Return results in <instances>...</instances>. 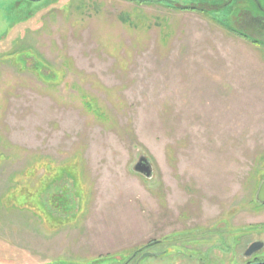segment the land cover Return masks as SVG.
<instances>
[{
  "label": "rangeland",
  "instance_id": "374dc122",
  "mask_svg": "<svg viewBox=\"0 0 264 264\" xmlns=\"http://www.w3.org/2000/svg\"><path fill=\"white\" fill-rule=\"evenodd\" d=\"M255 1L0 0V264H125L151 241L170 254L130 264L246 262L264 43L231 26Z\"/></svg>",
  "mask_w": 264,
  "mask_h": 264
},
{
  "label": "flooded vegetation",
  "instance_id": "af4514ba",
  "mask_svg": "<svg viewBox=\"0 0 264 264\" xmlns=\"http://www.w3.org/2000/svg\"><path fill=\"white\" fill-rule=\"evenodd\" d=\"M27 1H31L32 2V1H39V0H27ZM230 3H231V1L228 2V4H230ZM258 9H259V13H261V14L253 15V14H249L247 11H245L242 16H240L236 21H234L235 22L234 25L235 24L238 25V26H236L237 30L242 32L243 34H245L247 37H249V38H251V39H253L255 41H259V42L264 43V8L259 6ZM244 17H245L244 20L249 19V21L251 22V23L249 22V25L251 27H257V31H256L255 35H249V30L250 29L244 28L243 25H241V21H239V19L244 18ZM199 230L200 229H191V230L186 231V233H195V232H198ZM200 234H206V233L201 232ZM187 237L188 236L178 237L177 239L181 240V239H184V238H187ZM243 238H244L243 235L239 236L237 238L238 244H240V242L242 241ZM160 242L162 243L163 241H157V242L156 241H151L147 245H145L144 247L139 249V250H141L140 254L136 253L137 251L134 254L135 255L139 254V256L140 255L142 256L144 253H151V254H159L161 257L169 255L170 253L167 252V251H162V252H159V253H153L152 250L149 251L155 244H158ZM179 243L181 244L182 242H179ZM255 244H259V246H257L258 249L253 251L250 254H246L247 251L249 250V248L252 247ZM263 248H264V240L255 239L252 242L248 243L247 245L243 246V251H242V253L239 256L243 255V257L246 258V262L244 264H255V263H261L262 264V263H264V260H262V259L260 260L256 256V254L258 255L260 253V251H262ZM182 251L183 250H181V249H177L174 252H176V254H180V253H182ZM134 254L131 255L132 257H130L126 262H130L133 259H135V257H134L135 255ZM154 257H156V256H154ZM149 258H152V257H149ZM144 259H146V258H144ZM141 260H143V259H141Z\"/></svg>",
  "mask_w": 264,
  "mask_h": 264
},
{
  "label": "water",
  "instance_id": "95a60500",
  "mask_svg": "<svg viewBox=\"0 0 264 264\" xmlns=\"http://www.w3.org/2000/svg\"><path fill=\"white\" fill-rule=\"evenodd\" d=\"M231 28H233L234 30L235 29L237 30L236 27L231 26ZM239 33H240V31H239ZM243 36L247 37L246 35H243ZM133 171L136 172V173H139L141 175H144L146 178H150L151 172H152L148 160L146 158H144V157H141L138 160V162L133 167ZM256 200H257V202L259 204H264V181L261 183V185H260V187L258 189V192H257V195H256ZM257 246H259V244H255L252 247H250L246 254H250L253 251L257 250L258 249ZM158 255L159 254L144 253L141 256L140 259L154 257V256H158ZM255 264H261V263H255ZM262 264H264V263H262Z\"/></svg>",
  "mask_w": 264,
  "mask_h": 264
},
{
  "label": "trees",
  "instance_id": "16d2710c",
  "mask_svg": "<svg viewBox=\"0 0 264 264\" xmlns=\"http://www.w3.org/2000/svg\"><path fill=\"white\" fill-rule=\"evenodd\" d=\"M185 9H189L188 7L187 8H185ZM59 194H61V193H59ZM125 264H130L129 262H125Z\"/></svg>",
  "mask_w": 264,
  "mask_h": 264
}]
</instances>
